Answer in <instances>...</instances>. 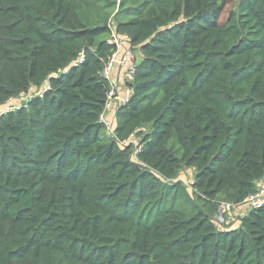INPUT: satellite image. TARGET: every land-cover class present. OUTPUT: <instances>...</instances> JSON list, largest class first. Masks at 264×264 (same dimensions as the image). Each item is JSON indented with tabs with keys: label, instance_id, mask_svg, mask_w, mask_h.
Instances as JSON below:
<instances>
[{
	"label": "trees",
	"instance_id": "16d2710c",
	"mask_svg": "<svg viewBox=\"0 0 264 264\" xmlns=\"http://www.w3.org/2000/svg\"><path fill=\"white\" fill-rule=\"evenodd\" d=\"M229 1L0 0V107L49 85L0 114V264H264V203L215 220L264 178V0Z\"/></svg>",
	"mask_w": 264,
	"mask_h": 264
},
{
	"label": "built area",
	"instance_id": "2783aa9c",
	"mask_svg": "<svg viewBox=\"0 0 264 264\" xmlns=\"http://www.w3.org/2000/svg\"><path fill=\"white\" fill-rule=\"evenodd\" d=\"M109 24L112 27L110 37H111V41L114 44V51L109 57L108 62L102 71V75L104 78L109 80L111 88L107 94V99H106V102L103 108V112L100 114L99 120L107 126V129L109 132H112L113 123L112 121L110 122V124L107 123L104 119V115L110 109H114V111H117L122 105H125L129 101L132 95V90L128 86V82H131L133 80V76H134L138 61L140 59V55L138 51L130 44L128 35L123 34V33L118 34L114 30L115 23L113 20H110ZM113 65H121L125 67V71H124L125 82H124V87L121 93L119 92V88L117 84L115 82L113 83L109 76L110 70L113 67ZM42 87L43 89H41ZM42 87H40L41 90L36 95L41 96L43 92L49 88V85L46 83ZM33 88L35 87H30L26 92L20 93L19 96L21 95L28 96L27 95L28 92L31 91ZM12 99H15V98H11L8 101ZM111 104H113V108H110ZM10 110L12 109H9L7 111H10ZM3 112H6V111H3ZM3 112H1L0 114H2ZM134 137L135 136H132L129 139V141L133 142ZM135 146H136L135 148L136 151H138L140 148V145L137 143ZM263 203H264V178L260 179L257 182L256 192L246 197L242 201L241 205L248 207V209H253V208H257L261 206ZM231 208H234L233 205L229 203H224V202L221 203V205L219 206L220 215H222V213L224 212L230 211Z\"/></svg>",
	"mask_w": 264,
	"mask_h": 264
},
{
	"label": "rangeland",
	"instance_id": "374dc122",
	"mask_svg": "<svg viewBox=\"0 0 264 264\" xmlns=\"http://www.w3.org/2000/svg\"><path fill=\"white\" fill-rule=\"evenodd\" d=\"M230 1L228 2L229 3L228 4V8L232 5V0H230ZM119 71H121V72H119ZM124 71H125V67L124 66L113 65V67L111 68L110 73H109L111 81L113 83L115 82L117 84L120 93L122 92V89L124 87V82H125V80H124ZM119 74L122 75V80H121L120 84L116 81ZM41 89H43V87ZM41 89L40 88H33L31 91L28 92V94H27L28 96L21 95V96H18L17 98H15V99L7 101L4 105H2L0 107V113L3 112V111H7L9 109H14V108H17V107L21 106L25 102L26 99L38 94V92H40ZM110 108H113V104H111ZM107 113H105L104 119H105V121L107 123L110 124L111 121L108 118V114ZM114 125L115 124H113L112 126H114ZM144 129H146V128H144ZM139 141H140V138L138 136H135L134 139H133L134 145L139 143ZM177 179L181 180L189 188L190 184L192 183V180H193V171H192V169H189V168L182 169L179 172V174L177 176ZM247 211H248V207H246L244 205H240V206L231 208L230 211L224 212V213H222V215H220V213L218 212L217 216L215 217V220H216V222L218 223L219 226H221V225L222 226L223 225L228 226V224H231V223L233 224V221L239 216V214L241 215V214H243V213H245Z\"/></svg>",
	"mask_w": 264,
	"mask_h": 264
},
{
	"label": "crops",
	"instance_id": "0c3cea01",
	"mask_svg": "<svg viewBox=\"0 0 264 264\" xmlns=\"http://www.w3.org/2000/svg\"><path fill=\"white\" fill-rule=\"evenodd\" d=\"M119 72H121V71H119ZM121 80H122V75L119 74L116 81L120 84ZM107 114H108V118L110 119V121H112V123H114L116 111H114V109H110Z\"/></svg>",
	"mask_w": 264,
	"mask_h": 264
}]
</instances>
